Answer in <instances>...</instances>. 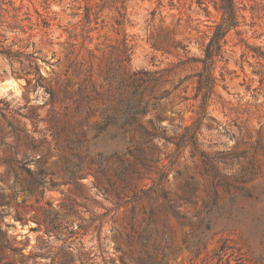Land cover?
I'll return each instance as SVG.
<instances>
[{
	"label": "rangeland",
	"instance_id": "374dc122",
	"mask_svg": "<svg viewBox=\"0 0 264 264\" xmlns=\"http://www.w3.org/2000/svg\"><path fill=\"white\" fill-rule=\"evenodd\" d=\"M235 2L238 27L226 34L216 58L217 86L200 139L212 145L211 152L223 151L228 165L219 169L236 174L229 181L251 196L217 187V205L223 209L207 216L212 189L197 157H190L189 148L175 155L172 144L153 145L137 128L128 134L139 143L136 152L143 148L149 159L164 161L168 154L175 159L171 166L164 161L169 180L149 200L120 206L113 189L102 194L94 188L90 165L78 175L79 191L60 178V170L65 139L83 141L84 151L102 110L112 111L119 98L130 97L131 90H118L112 77L145 71L157 79L143 85L142 97L149 102L141 120L146 131L153 132L148 119L169 130L170 123L180 125L177 136L192 124L199 105L195 75L202 69L197 61L221 21L215 9L219 0H0V100L39 115L43 121L33 135L48 142L25 156L23 136L17 140L0 117V264H23L24 256L36 251L39 238L47 239L36 220L65 197L81 205L80 214L90 223L82 241L96 254L95 264H264V0ZM34 64L53 101L43 88L34 89L33 74H27ZM25 122L33 132L32 123ZM52 132L59 135L53 138ZM41 155L54 176L47 173L44 188L30 192L16 162ZM7 161L14 162L16 177L6 174ZM29 167L37 169L34 162ZM158 167L153 163L135 183L151 185ZM115 187L120 203L134 191L121 190L118 181ZM158 188L166 191L167 202ZM230 197L236 198L234 207ZM168 202L177 217L166 211ZM49 244L51 254L61 246ZM28 264L51 263L37 257Z\"/></svg>",
	"mask_w": 264,
	"mask_h": 264
},
{
	"label": "trees",
	"instance_id": "16d2710c",
	"mask_svg": "<svg viewBox=\"0 0 264 264\" xmlns=\"http://www.w3.org/2000/svg\"><path fill=\"white\" fill-rule=\"evenodd\" d=\"M215 9L221 13V21L214 25V31L204 47L203 58L197 61L201 63L202 69L195 75L194 99L199 100V105L196 118L192 124L185 125L177 136L176 132L181 128L180 125L170 123L172 129L169 130L168 127H158L152 119H148L153 132L146 131L142 127L141 120L149 113V102L142 97L143 92L146 90L143 85L147 82L156 83L157 79L145 71L128 72L124 77L118 79L112 77L109 81L114 82L118 90H131L130 97L119 98L112 111L109 108L102 110L101 120L91 129L93 142L84 151H81L80 148L83 141H74L71 138L65 139L63 150L67 153V156L64 158L60 170L62 180L72 183L74 188L79 191L78 175L88 164L93 169L94 188L102 194L108 193L109 188L113 189L118 205L121 206L127 202L143 199L149 200L151 194L156 192V187H159L163 180H169L168 173H165L164 170L166 167L164 161L166 160L167 164L171 166L175 163V159L172 154L166 155L164 161L159 156L155 160L149 159L143 148L136 152L139 143L135 144L128 134L132 129L137 128L150 137V142L153 145H157L161 141L172 144L175 147V155L181 150L189 148L190 157H197L201 166L200 174L208 176L212 189V203L208 208L207 216L214 210L223 209V207L217 205V187H223L226 190L229 187H234L243 195L251 196L247 190L234 186L229 181L230 178H237L236 174L227 171L222 172L219 169L220 164L223 166L228 165L226 163L227 157L222 154L223 151L211 152L212 145H204L203 140L200 139L202 136V122L209 119L207 116L209 100L217 86V78L214 75L216 58L222 55V47L226 43V34L231 29L235 30L238 27V8L235 0H219V4L215 5ZM207 13L209 14L208 11ZM27 74H33L32 81L35 90L41 87L49 94L51 101L55 99L54 93L44 87V78L38 65L34 64ZM23 108L11 107L8 101L0 100V117L5 121L6 127L11 129L17 140H20L23 136L26 156L38 152L40 146L43 144L48 145V142L46 137L40 140L33 135L38 132L39 123L43 119L34 112L31 115L22 113ZM25 120L32 123L33 132L27 129ZM182 121L183 118L181 117ZM49 122L51 124V120ZM158 129H161V133L157 131ZM61 132H63V129H61ZM51 134L53 138L59 135L57 132ZM32 162L37 166L36 171H32L29 167V163ZM13 163V161H7L6 174L13 173L15 175L12 167ZM16 163L19 170L25 173L28 178L30 192H37L40 188H44L47 182V173L54 176L51 169L44 167V155L34 160L26 159L23 162L17 161ZM153 163H159V167L154 172L155 177L151 180V185H137L136 180L141 179L144 173L150 172ZM177 174L179 175V172ZM239 178H241V182H244L243 177L240 176ZM191 179L194 181L193 178ZM117 181L121 190L129 187L134 189L131 196L123 203H120V192L115 187ZM158 189L161 198L167 202L166 191ZM191 190L193 193L196 192L195 184H193ZM181 200L187 201L184 197ZM229 203L234 207L236 198L230 197ZM78 206L81 205L65 197L57 208L41 211V218L37 219L36 223L43 229L42 233L46 235L47 239L39 238L35 248L36 251L32 252L31 255L24 256L23 264H28L31 259L37 257L49 258L51 264H95L96 254L91 248H86L82 241V238L88 232L90 223H86L87 219L80 214ZM165 209L174 216H178L170 207L169 202L166 204ZM150 214L153 216L152 211ZM88 221H92V219L89 218ZM130 229L131 233L127 234L128 240L133 237L132 233L134 232L133 226ZM35 231L41 232L40 229H35ZM139 238L140 234H138ZM51 240L61 243L54 254H51L53 248L49 244Z\"/></svg>",
	"mask_w": 264,
	"mask_h": 264
}]
</instances>
